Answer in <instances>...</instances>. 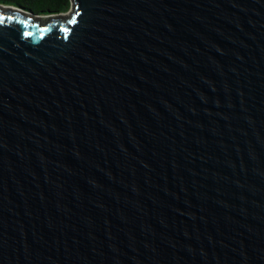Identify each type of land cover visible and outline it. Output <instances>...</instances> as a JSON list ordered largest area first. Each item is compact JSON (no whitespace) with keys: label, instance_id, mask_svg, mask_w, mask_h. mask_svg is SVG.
Masks as SVG:
<instances>
[{"label":"water","instance_id":"95a60500","mask_svg":"<svg viewBox=\"0 0 264 264\" xmlns=\"http://www.w3.org/2000/svg\"><path fill=\"white\" fill-rule=\"evenodd\" d=\"M0 4V264H264V0Z\"/></svg>","mask_w":264,"mask_h":264},{"label":"trees","instance_id":"16d2710c","mask_svg":"<svg viewBox=\"0 0 264 264\" xmlns=\"http://www.w3.org/2000/svg\"><path fill=\"white\" fill-rule=\"evenodd\" d=\"M0 4L19 7L38 16H53L69 12L73 0H0Z\"/></svg>","mask_w":264,"mask_h":264},{"label":"rangeland","instance_id":"374dc122","mask_svg":"<svg viewBox=\"0 0 264 264\" xmlns=\"http://www.w3.org/2000/svg\"><path fill=\"white\" fill-rule=\"evenodd\" d=\"M62 15H66V14H62Z\"/></svg>","mask_w":264,"mask_h":264}]
</instances>
